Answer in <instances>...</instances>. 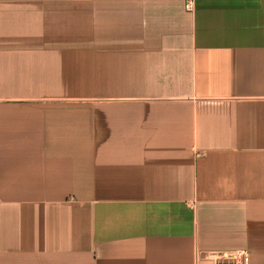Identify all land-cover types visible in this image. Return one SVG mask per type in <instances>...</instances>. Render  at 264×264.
<instances>
[{
	"label": "crops",
	"instance_id": "1",
	"mask_svg": "<svg viewBox=\"0 0 264 264\" xmlns=\"http://www.w3.org/2000/svg\"><path fill=\"white\" fill-rule=\"evenodd\" d=\"M0 0V264H264V0Z\"/></svg>",
	"mask_w": 264,
	"mask_h": 264
},
{
	"label": "built area",
	"instance_id": "2",
	"mask_svg": "<svg viewBox=\"0 0 264 264\" xmlns=\"http://www.w3.org/2000/svg\"><path fill=\"white\" fill-rule=\"evenodd\" d=\"M185 8L189 11L193 10V0H186ZM209 256L213 264H250V254L244 249L214 251L210 252Z\"/></svg>",
	"mask_w": 264,
	"mask_h": 264
}]
</instances>
